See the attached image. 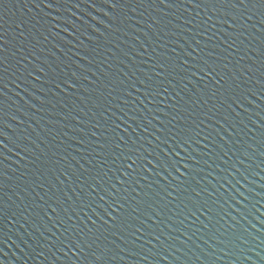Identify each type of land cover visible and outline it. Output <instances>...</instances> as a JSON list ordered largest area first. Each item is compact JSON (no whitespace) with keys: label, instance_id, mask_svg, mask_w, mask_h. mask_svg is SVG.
Instances as JSON below:
<instances>
[{"label":"water","instance_id":"obj_1","mask_svg":"<svg viewBox=\"0 0 264 264\" xmlns=\"http://www.w3.org/2000/svg\"><path fill=\"white\" fill-rule=\"evenodd\" d=\"M224 7L197 8L188 0L116 6L6 0L0 7V264H97L90 250L69 251L61 241L81 229L89 238L115 231L107 208L113 199L123 204L113 205L118 228L127 235L143 221L149 232L162 233L172 255L161 259L149 243L145 259L125 255L111 264H264V18L249 6L254 17L246 15L229 32L216 20ZM85 19L94 33L81 27ZM184 42L196 49V67L207 61L224 77L223 88L215 75L193 76L178 66L155 78L154 65L171 67L190 51ZM148 76L169 92L145 100L138 82ZM108 106L120 118L119 132L115 116L101 119ZM96 120L102 126L93 129ZM121 134L139 159L135 171L128 168L130 179L121 168L128 182L117 190L111 179L120 175L117 153L128 151L122 141L115 148ZM165 155L171 167L156 164ZM97 181L103 191L93 195L89 186Z\"/></svg>","mask_w":264,"mask_h":264},{"label":"snow or ice","instance_id":"obj_2","mask_svg":"<svg viewBox=\"0 0 264 264\" xmlns=\"http://www.w3.org/2000/svg\"><path fill=\"white\" fill-rule=\"evenodd\" d=\"M6 0H0V7L4 6ZM50 4L52 3V0H49ZM113 6H116L119 2V0H111ZM143 2V0H141ZM152 2H156V0H152ZM159 3L164 4L168 2V0H158ZM174 2V0H172ZM189 3L195 4L197 8H199L202 4L207 7L209 4L212 5L213 8H215L217 5L225 6L227 7L223 8V14H220V10L217 9L216 14V20L218 26L227 25L228 31L231 32L234 28V26L247 15L248 19H252L255 15V13L250 12L249 6L256 7L259 11L262 18H264V0H188ZM41 3H43V0H41ZM237 7L243 9V11L240 12L239 16H235L233 14H230V10L236 9ZM208 19H212V15L209 14ZM112 21L109 20V24H111ZM99 25V23H96ZM261 24H264V19L261 20ZM88 21L85 19L83 24H81V27L85 29V31H88L89 33H94L96 29H89L88 28ZM187 25V21H186ZM185 25V26H186ZM241 28H243V25H240ZM193 31H195V28H193ZM205 33L208 31L207 29L204 30ZM246 31V29H245ZM199 35V33H197ZM214 35V34H213ZM209 38V42H210ZM225 39H228V37H225ZM196 46L200 48V41L197 39L194 41ZM235 44V40H232V42L228 45V47L231 49L233 45ZM184 47L187 49H190V51L187 52L186 55L183 56V59H180L179 57H176V65L169 66V63L160 62L159 64H156L153 66L152 71L155 72V78L159 79L161 76H165L167 78L168 76H171L173 72L176 70V66L183 69L185 73L191 71L192 75L194 76L195 73L198 71L203 76H208L209 74L216 76V82L220 84L221 88L224 87V77L216 72V70L208 65L207 61H205L201 66L196 67L197 62V52L195 48H191L190 45H187L185 42L183 43ZM4 50L3 46H0V52ZM203 51V49H201ZM211 55V53H210ZM189 57H191V60H189ZM3 61L0 60V63ZM151 62V61H150ZM36 73H39L40 70L33 69ZM179 74V73H177ZM32 73H29V76L31 77ZM39 78V75L37 76ZM181 79H183V76H181ZM153 76H148L144 80L139 81L138 83L141 84L144 87V91L147 94L145 96V100H148L149 97L152 99L158 98L161 93L167 94L169 92V89L167 87L159 88V86L153 85ZM162 82V81H161ZM171 83L175 84L176 81L173 77V79L170 81ZM75 84V80L72 82ZM59 86V85H58ZM71 87V85H69ZM137 92H139V87H137ZM130 95V93H129ZM173 95L179 96L178 92L173 93ZM151 101H149L150 103ZM128 100L127 97L124 98V104H127ZM235 103V101H233ZM124 104L121 105V108L124 107ZM104 107L103 112L101 114V119H111L112 116H115L114 123V132H119L121 128V121L118 115H116V112L113 110L111 116L109 115V108ZM126 120L127 119H133L134 118L129 117L127 112L122 113ZM154 119V117H153ZM151 123V121H149ZM97 126L101 125V120H96L95 123L92 124V128L96 129ZM127 128L131 131V124L126 125ZM147 127V125H145ZM95 131L92 132V136H95ZM83 137L80 138V140L77 141L78 144L83 143ZM122 141L123 147H127L128 151L123 153V156L120 157V154L117 153V157L121 159V165L116 169V172L118 174L121 173V168H123L124 173L127 174V177L130 179L132 177V172L128 171V168H132L133 171L136 169L137 159L139 157H136V147L133 143L132 145H129V140L127 137H124L122 134L118 138V143L115 145V148H121ZM185 143H187L185 141ZM98 147L100 149V152L105 151V143H99ZM143 146L141 145V148ZM115 148L113 151H115ZM172 149L169 148V152H171ZM99 155V153H98ZM103 163V161H102ZM149 164L151 166V161H149ZM157 165H163L167 164L169 167H171V164L169 163L167 156H164L163 161H161L160 158L156 159ZM155 170V168H153ZM109 172H111V169H109ZM108 173H105L107 175ZM111 179L114 181L112 187L117 188L120 183H127L128 181L125 179V176L123 174H120L118 176L111 177ZM90 187L91 194L95 195L97 192V189H100L103 191V188H101L100 183L97 181L96 186L94 188ZM199 193H197V196ZM100 200L104 201V196H100ZM113 205H116L117 207H120L123 209V204L118 203L117 200L113 199L112 204H108L107 208L109 211L112 212L113 220H112V228H115L116 230L113 231L111 228L108 231V234L105 235L104 233H101L100 235H96L93 238H89L87 234H84V236H81V233H83V229H81V233L75 234V239H72L70 236L65 237L64 240L61 241V245L65 248H68L70 245L71 248H68L69 251L71 249H76V251L83 253L84 251L90 250L89 254L95 257V260L97 261V264H111L112 261H114L117 257L120 259H123L125 255L132 257V256H140L141 260L145 259L147 257V253H143L144 247L151 243L153 247L151 248L152 253H154L156 256H159L161 259L163 257H171L172 252V245L168 244V241L165 237H163L162 233L157 232L153 234L152 232L148 231V228H146L143 224V221H141V224L139 227H136L133 232H129L127 235L125 234V230L122 228H118L116 226V219H118L115 216V208H113ZM55 211V209H53ZM103 215H107V213H104ZM71 220V217L68 218ZM96 223V220H93V224ZM109 221L107 219L104 220V224L107 225ZM67 232V229H65ZM92 230L89 229V232ZM144 237V242L141 243V238ZM167 245V247H165ZM138 246V247H137Z\"/></svg>","mask_w":264,"mask_h":264}]
</instances>
